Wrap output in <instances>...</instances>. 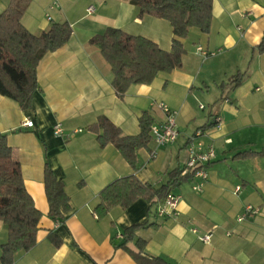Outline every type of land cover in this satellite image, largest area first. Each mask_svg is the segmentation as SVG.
<instances>
[{"label":"crops","instance_id":"1","mask_svg":"<svg viewBox=\"0 0 264 264\" xmlns=\"http://www.w3.org/2000/svg\"><path fill=\"white\" fill-rule=\"evenodd\" d=\"M8 3L0 0V13ZM139 12L130 0H31L27 7L22 22L31 33L67 21L73 34L40 61L39 87L30 108L0 93V132L7 134L27 191L42 213L36 245L19 253L13 264H140L117 245L126 227L147 222L155 226L137 230V237L147 241V257L172 264H264V155L235 157L264 149V53L250 63L264 35V0H214L210 32L192 28L182 39L183 66L159 73L151 84L131 85L121 98L111 65L90 39L116 27L170 51L171 23ZM199 47L216 54L205 56ZM246 70L245 81L222 98L221 84ZM160 102L178 111L180 136L160 146L151 138L137 151L136 169L114 144L102 146L91 129L106 116L123 135H136L144 111L153 124L165 121ZM212 117L220 118L218 125H210ZM27 119L34 121L33 127L23 125ZM57 122L64 125L62 136L53 131ZM198 129L205 133L196 143L214 146L217 158L207 167L201 191L193 189V179L172 189L182 196L177 218L158 216L157 203L150 206L144 198L98 216L100 191L118 178L135 173L143 182L163 185L172 170L185 165L189 138ZM46 163L64 181L70 198L62 220L49 215ZM250 204L259 213L239 221ZM193 228L200 234L212 232L211 242L201 241ZM8 237V226L0 219V264Z\"/></svg>","mask_w":264,"mask_h":264},{"label":"trees","instance_id":"2","mask_svg":"<svg viewBox=\"0 0 264 264\" xmlns=\"http://www.w3.org/2000/svg\"><path fill=\"white\" fill-rule=\"evenodd\" d=\"M8 1L7 9L0 13V93L17 100L23 109H27L32 106L34 93L39 87L40 61L49 52L63 47L71 38L73 28L67 21L52 22L48 30L40 34L31 33L22 22L31 0ZM213 1L130 0L139 7V16L152 15L171 23L174 38L170 51L162 49L147 37L133 35L116 27H108L104 33L90 39V43L100 48L111 65L114 74L112 83L119 97L123 98L133 84H151L159 73H169L183 66L186 49L182 39L188 36L192 28L210 32ZM252 53L250 63L256 55L264 53V35ZM248 76L247 70L239 71L230 82L222 83V98H228L230 92ZM153 122L150 112L144 111L139 118L140 132L136 135H123L121 129L106 116L92 124L91 129L98 134L102 146L114 144L136 169L137 151L149 145ZM255 155H264V149L241 151L235 157ZM191 178V175L182 176L181 169L172 170L168 180L160 187L143 182L135 173L118 178L100 191L95 211L103 218L112 208L119 206L126 209L139 198L154 206L173 188ZM45 187L50 205L49 215L55 220L64 219V213L70 208V198L64 181L48 163L45 165ZM41 217V211L25 186L21 165L12 157L7 134L0 132V219L9 231L8 241L2 245V264H13L19 253L36 245ZM152 226L155 224L147 222L126 227L123 242L117 246L128 250L140 264H172L162 257L144 255L147 241L137 237V230ZM54 240L58 243L57 239Z\"/></svg>","mask_w":264,"mask_h":264},{"label":"built area","instance_id":"3","mask_svg":"<svg viewBox=\"0 0 264 264\" xmlns=\"http://www.w3.org/2000/svg\"><path fill=\"white\" fill-rule=\"evenodd\" d=\"M93 7H90L88 11H91ZM51 17L49 16V19ZM205 56L209 54L215 55V52L208 53L202 47L198 48ZM256 90H261L257 87ZM159 107L163 110L166 115L165 121L162 123L153 124L151 127V135L153 140L157 145H166L175 143L180 136V130L178 127L177 117L178 111L172 109L168 104L164 102L159 103ZM204 108L203 105L200 106ZM220 122L219 117H212L210 123L213 125H218ZM24 126L33 127L34 121L32 119H27L23 123ZM53 131L56 135L62 136L65 134L64 125L62 122H57L53 126ZM82 129L76 130L75 132H80ZM204 129H198L189 138V143L187 146L188 158L185 165L181 168V175H191L193 180V189L196 191H201L207 179V167L217 158V152L214 146L204 145L202 142H197L196 140L204 135ZM155 152H153V155ZM182 201V196L180 194L171 191L165 198L159 200L156 205V214L160 217H173L177 218L181 211L179 205ZM259 207L254 205H247L245 211L242 215L238 217L239 221H244L246 218H253L259 213ZM192 231L198 234L201 241L205 243H210L212 239V232H207L205 234H200L197 228H193Z\"/></svg>","mask_w":264,"mask_h":264}]
</instances>
